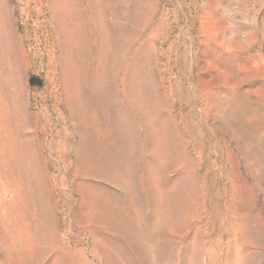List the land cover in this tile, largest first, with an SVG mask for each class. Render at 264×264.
Segmentation results:
<instances>
[{
    "label": "rangeland",
    "instance_id": "obj_1",
    "mask_svg": "<svg viewBox=\"0 0 264 264\" xmlns=\"http://www.w3.org/2000/svg\"><path fill=\"white\" fill-rule=\"evenodd\" d=\"M0 264H264V0H0Z\"/></svg>",
    "mask_w": 264,
    "mask_h": 264
}]
</instances>
